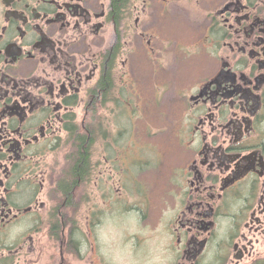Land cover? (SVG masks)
Here are the masks:
<instances>
[{"label": "flooded vegetation", "instance_id": "1", "mask_svg": "<svg viewBox=\"0 0 264 264\" xmlns=\"http://www.w3.org/2000/svg\"><path fill=\"white\" fill-rule=\"evenodd\" d=\"M141 53L181 127L168 213L154 218L156 189L138 174L168 156L124 157L134 201L108 199L92 125ZM183 62L196 67L185 81ZM80 154L86 179L66 188ZM120 245L139 264H264V0H0V264H111L101 249Z\"/></svg>", "mask_w": 264, "mask_h": 264}, {"label": "rangeland", "instance_id": "2", "mask_svg": "<svg viewBox=\"0 0 264 264\" xmlns=\"http://www.w3.org/2000/svg\"><path fill=\"white\" fill-rule=\"evenodd\" d=\"M144 57L148 56L145 53H141L138 64L136 63L134 68L130 66L129 70L125 68L124 72L127 73H124V75L121 70H119L121 73H116L117 93L114 95V98L120 104L118 106L110 105L108 110L98 111L97 115L99 118L92 120V125L100 132V127L103 121L101 134H105L106 137L102 139L101 142H98L94 150H98L100 154H102L101 150H103L105 151L104 155L108 156V163H106L108 167L107 172L106 175H103L104 178L107 176V183L110 186L108 199H112L113 197L118 200V197L122 198L124 196L125 198H128L129 196L131 202L134 201L132 199V194L135 196L136 192L131 189L132 183H135L133 178L135 168L122 166V164L120 166L118 162L125 161L124 157H128L129 154L136 156L134 153L136 150L137 152L143 150L146 155L155 160L156 164L157 153L168 156L167 164H163V162L162 165H160V163L156 164L155 167L158 166L157 169L145 168L143 172L138 174L139 180L142 183H147L156 189V191L153 192L151 206L146 212L147 215L154 218V216H161L168 213L166 211V202L169 199L167 189L170 182L169 178L171 177L168 168L171 166H178L179 154L182 151V146L178 143L179 140L176 136L179 135L181 127H178V111L175 110L173 107L174 105H171L173 96L169 97V100H166L164 95L160 97V92H163L165 87L161 86V88H159L158 85L160 82H158V80L156 81L157 84L155 83V78L152 72L154 67H152V63ZM195 69V65L188 62L184 63L178 69V71H180L179 75L182 77L179 78L183 81L190 79V76L193 75ZM132 70H135L134 77L133 75L128 74V71ZM138 70L139 72H137ZM186 76L187 78H185ZM180 79H178V81ZM174 80L175 78L173 77L172 81L174 82ZM128 82H132L136 88L130 86ZM129 102L133 103V105H129ZM172 104H174V102H172ZM83 117V112H80L77 116V121L80 125ZM68 150L69 147L65 148L63 143L61 147L60 161H65L64 157L68 154ZM120 156H122V160H120ZM96 158L97 159H94L95 161L98 160L99 162L102 160L100 155L96 156ZM45 162H47L48 165L52 164L54 167L56 160L49 157L45 158ZM64 164L65 165L61 164V168L63 167L64 169L59 168L58 170L61 175L63 172L67 171L69 166L67 160ZM48 165L46 164V166ZM105 167L106 165H104V168ZM54 171L55 174H58L56 167H54ZM93 179V182L96 181L95 174ZM92 190L94 189L92 188ZM85 193L86 191L84 190L80 191V195ZM93 193L95 197L98 192L97 190H94ZM113 201H111L108 216L118 214V206L112 207ZM124 203L128 202L125 201ZM81 209L82 207L79 208L78 205L76 214L79 215L83 213V210ZM133 214L134 213H131V215ZM109 229L115 232L121 230L114 226H109ZM135 231L139 230L135 229ZM121 232L122 231L117 232L116 236L118 237V234ZM122 234L123 232L121 235ZM117 245H119V243L114 244L113 248ZM116 249H119V253H123L126 250L122 248L121 245ZM50 254L52 253L45 254V264L51 263L52 260H50ZM130 256L134 258L132 254H130Z\"/></svg>", "mask_w": 264, "mask_h": 264}, {"label": "clouds", "instance_id": "3", "mask_svg": "<svg viewBox=\"0 0 264 264\" xmlns=\"http://www.w3.org/2000/svg\"><path fill=\"white\" fill-rule=\"evenodd\" d=\"M101 250L104 252L106 258L110 260L111 264H139L135 258L127 253H119L115 251L110 252L103 247ZM144 264H167V259L163 256V254H153L146 261H144Z\"/></svg>", "mask_w": 264, "mask_h": 264}, {"label": "trees", "instance_id": "4", "mask_svg": "<svg viewBox=\"0 0 264 264\" xmlns=\"http://www.w3.org/2000/svg\"><path fill=\"white\" fill-rule=\"evenodd\" d=\"M77 145L79 148V151H84L83 150V146L85 145V139H77ZM87 156L80 154L78 155L77 159H76V163H75V169L70 171L69 174H67L68 176H66V178H72V181L78 182L80 179H82V181H85L86 179V169H87ZM74 162V161H73ZM71 180H64L63 184L66 185V188L69 187V184L71 183Z\"/></svg>", "mask_w": 264, "mask_h": 264}]
</instances>
